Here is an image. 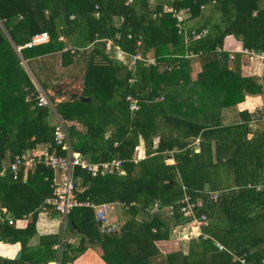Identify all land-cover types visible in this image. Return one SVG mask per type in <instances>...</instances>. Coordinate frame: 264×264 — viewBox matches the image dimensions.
I'll use <instances>...</instances> for the list:
<instances>
[{
  "label": "trees",
  "instance_id": "1",
  "mask_svg": "<svg viewBox=\"0 0 264 264\" xmlns=\"http://www.w3.org/2000/svg\"><path fill=\"white\" fill-rule=\"evenodd\" d=\"M126 1L0 0V169L5 159L10 162L25 150L38 145L54 148L49 122L53 113L36 106V91L19 62L60 52L65 68L81 47L91 45L84 53L88 60L81 75V97L93 95L101 105L92 108L65 98L53 103V112L81 128L67 129L74 151L91 163L120 160L123 174L91 178L76 168L75 196L95 204L135 205L113 234L99 233L90 210L72 209L67 228L77 243L63 245L60 263H69L95 245L105 264H150L151 259H159L155 264H239L234 257L260 264L264 120L256 116L258 111H241L240 124L222 125L220 112L240 104L245 96L264 94V69L259 80L241 75L229 67L237 60L221 50L224 39L233 36L242 49L264 54L261 0H154L153 6L149 0ZM163 6L182 11L180 20L163 13ZM114 18H121V23L114 25ZM41 32L48 34L47 43L15 52L13 47H22ZM105 40L127 57L138 55L141 60L132 67L121 64L113 49L105 51ZM150 59L152 64L146 62ZM126 96L136 100V111H129ZM139 141L144 158L133 163ZM167 159L173 164H165ZM42 177L50 179L51 171L39 165L25 179L22 171L13 175L5 170L0 177V216L14 221L12 226L0 225V243H18L21 250L18 260L0 258V264H47L55 258L50 249L58 239L55 234L39 237L34 247L28 245L35 236L37 213L51 192ZM183 191L201 199L197 213L206 217L185 253L169 239L172 222L143 212L154 202L174 204ZM139 214L144 217L136 220ZM23 216L31 221L16 227ZM174 221H180L177 212ZM8 249L0 246L2 254Z\"/></svg>",
  "mask_w": 264,
  "mask_h": 264
},
{
  "label": "built area",
  "instance_id": "2",
  "mask_svg": "<svg viewBox=\"0 0 264 264\" xmlns=\"http://www.w3.org/2000/svg\"><path fill=\"white\" fill-rule=\"evenodd\" d=\"M130 3V0L127 1ZM165 7V6H164ZM187 11V10H185ZM163 13H171L176 20H180V16L182 11L178 13H174L171 8H163ZM122 19H118V23H120ZM205 31L202 32L204 34ZM199 36H195L198 38ZM48 41V36L46 33L42 32L39 34H35L31 37L30 42L25 44L24 46L29 48L34 45L46 43ZM110 41H106V48L110 47ZM19 48H17L18 51ZM249 59L256 57L261 61H264V54L262 52H253L251 50H244ZM121 64H129V66H133L134 63L140 58L138 56L127 57L123 53L119 52ZM232 56H229L231 59ZM78 86L71 84L68 87V91L70 93H74L79 95L82 90V84L80 81ZM52 96L51 92H44L39 87L36 89L35 94V104L37 107L44 108L47 107L52 110V105L49 102V97ZM125 100L128 102L129 111H136L137 105L136 101L132 99L130 96H127ZM55 117V125L53 127L52 132V141L55 148H59L60 151L64 152V156L56 155L53 150H50V146L48 145H38L33 147L32 149L26 150L20 155L13 156L12 160L6 167H2L0 169V176L3 175L5 170H8L13 175L22 169L26 171L28 169H34L37 165H42L44 168H49L53 171L54 176L51 180L50 184V195L45 198L40 211H49L56 215L59 223L61 225V229L65 223V220L72 209L74 208H87L93 211L94 222L97 225L98 231L100 234H113L118 228H115L114 224H110L108 220V208L106 205H96L89 200L80 201L75 196V186L73 181V171L75 167H79L81 169L86 170L91 177H95L98 175L112 174L114 171H117L120 167V161L112 160L111 162L102 163V164H88L84 158L76 152L71 150L70 140L68 136V127L71 123L60 119L56 114ZM49 149V150H48ZM136 160H134L135 162ZM118 173L122 174V172L118 171ZM212 200H215V196L212 197ZM124 210L135 204L133 202L128 205L120 204ZM203 203L199 198H191L186 192L183 191L181 198L175 202L174 204L162 206L159 202H154L152 205L147 206L143 209V212L150 215H162L161 217H165L168 222H172L179 230L181 235H185L187 232L184 230L187 228L190 231H193L192 234L197 238L200 235V228L205 226L206 217L204 214H198L197 212L202 208ZM178 213L180 217V221L174 222V214ZM23 216L22 218H24ZM21 218V219H22ZM6 224L8 226L14 225V221L8 215L0 216V225ZM67 242L64 240L62 233L59 235V239L57 243L53 245L52 249L56 252L55 261L50 264H61V250L63 245ZM217 248L220 250L221 247L217 245ZM235 259V257L233 258ZM239 264H248L243 259H237ZM256 264V263H250Z\"/></svg>",
  "mask_w": 264,
  "mask_h": 264
},
{
  "label": "crops",
  "instance_id": "3",
  "mask_svg": "<svg viewBox=\"0 0 264 264\" xmlns=\"http://www.w3.org/2000/svg\"><path fill=\"white\" fill-rule=\"evenodd\" d=\"M259 6L260 7L264 6V0H261L259 2ZM61 42L65 43L67 48L70 46L68 44L69 42L66 43L64 39L61 40ZM81 48L79 49L78 52H82V51L87 52L91 47L89 45H85L84 47H81ZM221 50L226 52L227 54H231L232 57L234 58L233 60H237L236 64L229 63V67H235L238 70V72H240L241 75L246 74L247 76H250V77L261 78L262 71L264 69V61H261L256 57L249 59L247 55L241 53L240 51L242 50V48H241V43L239 41V38H236L233 36H227L223 41ZM78 52H76L74 58L72 59V63L65 68L61 67L60 65V52L38 55L30 59L22 60L21 62H19V64L22 70L24 71V73L26 74V76L29 78V81L31 82L33 89H36V86H39L43 91L53 92L54 94L60 95L61 98L65 99V98H68V96H64V93L68 90V87L71 84V81L76 79L77 77H81L84 71V65L87 62V60H85L86 55L78 54ZM29 64H33L32 65L33 67H31ZM45 67L48 70L52 69L53 67V69H55V72L50 71L49 75L45 76L43 75L45 74V72L43 71ZM69 67H71L72 70H66ZM31 78L33 79V81L31 80ZM64 86L66 88H63ZM241 111H245L248 114H253L256 111H258L256 116H260V119L264 120V94L257 95V96H245L243 102H241L240 104L221 110L220 122L222 123V125L240 124L242 120L239 118V112ZM49 122H50V125H53L54 127L55 117L52 116V118L49 119ZM74 127L75 129L80 130V127L78 126L77 123H75ZM250 137H251V134H248L247 138L249 139ZM137 148H138L137 149L138 151L135 153V156L137 157L136 160L138 162L139 160L144 158L143 157L144 146H143L142 141H139ZM53 152L56 154V149H54ZM194 152L195 153L197 152L196 148ZM87 162L91 163L88 160ZM165 164L171 165L173 164V161L171 159H167L165 161ZM33 170L34 169H32L31 171L25 172V175L23 176L24 179L26 175L32 172ZM53 176H54V173L53 171H51L50 179L42 177V180H41L42 184L43 183L46 184V181H47V183H49L48 188L50 189V184H51V180ZM100 204H105L108 208L109 223L111 219L112 221H114L113 223H115V221L117 220V222L119 223V227L121 228L124 222L129 219L130 215L128 214V211L126 209L124 210V208L120 204L118 203H100ZM121 220L123 222H121ZM30 221H31V217L26 216L16 221V227L23 228ZM70 222L71 221L68 220V218H66L63 228L61 229L59 220L54 214L52 213L47 214V213L40 211L39 213H37V219L34 225L35 236L28 243V245L31 247H34L37 244L39 237L41 236L55 234V236L59 238V234L62 233L64 240L67 241L65 243L70 244L71 246H74L77 243V239L75 237H72L71 233H69V229L67 228V226ZM53 245H51L50 247L51 250H53L52 249ZM0 246L9 247V249L5 251L6 254H2L0 252V258H4L8 260H15V257L17 254H19V258H20L21 250H20V246L18 243H15L13 245L0 243ZM101 256H102L101 248L94 245V246L84 249V251L81 254H79L75 259L70 261L68 264H105L102 261ZM237 259H241V258L235 257L234 261L237 262L236 261ZM158 261L159 259L158 260L151 259L150 264H155ZM260 264H264V260H261Z\"/></svg>",
  "mask_w": 264,
  "mask_h": 264
},
{
  "label": "clouds",
  "instance_id": "4",
  "mask_svg": "<svg viewBox=\"0 0 264 264\" xmlns=\"http://www.w3.org/2000/svg\"><path fill=\"white\" fill-rule=\"evenodd\" d=\"M128 1V0H127ZM127 1H126V3H127ZM131 2V1H130ZM127 4H130V3H127ZM203 8L201 7V10H202ZM118 19H120V18H114V21H113V23H114V25H119L120 23H118L117 21H118ZM206 32V31H205ZM42 33V32H41ZM44 33H46V32H44ZM39 34V33H38ZM47 34V33H46ZM47 36H48V34H47ZM32 37V36H31ZM117 37V36H116ZM30 40H31V38L29 39V41L28 42H30ZM48 40H49V38H48ZM58 40H63L62 38H58ZM106 41L107 40H105V41H103L104 42V46H105V51H109L110 49H113L114 51H115V58H117V60L121 63V61L119 60L120 59V54H119V52H121L117 47H115L114 45H113V42L111 41V40H108V41H110V47L109 48H106ZM28 42H26L25 44H27ZM48 42V41H47ZM46 42V43H47ZM24 44V45H25ZM42 44H45V43H42ZM42 44H38V45H42ZM22 46V47H13L14 48V50H15V52L18 54V51L21 49V48H27V47H25V46ZM38 45H34V46H38ZM34 46H31V47H34ZM90 47H91V45H89ZM31 47H29V48H31ZM17 48H19L18 49V51H17ZM245 49H242L240 52L241 53H243V51H244ZM74 50L72 49H70V53H72ZM254 52V51H253ZM122 53V52H121ZM256 53H258V52H256ZM243 54H245V53H243ZM231 54H228V59H229V56H230ZM246 55V54H245ZM87 56V55H86ZM135 56H138V55H135ZM232 56V55H231ZM130 57H134V56H130ZM139 57V56H138ZM140 58V57H139ZM233 58V57H232ZM231 58V59H232ZM140 60H141V58H140ZM148 61L149 60H146V62L148 63ZM149 64V63H148ZM152 64V63H151ZM71 82H75V80H72ZM80 82H81V84H82V78L80 77ZM37 87H39V86H36V89H37ZM40 88V87H39ZM36 89H35V91H36ZM41 89V88H40ZM42 90V89H41ZM82 91V90H81ZM44 92H46V91H44ZM52 93V96L51 97H49V102H50V104L52 105V110H51V112L53 113V116H54V112H53V103H58V102H60V101H62L63 100V98H61L60 97V95H56V94H54L53 92H51ZM64 96H68V98H70V99H72L71 98V96H75L76 98H73V99H77V97H81V93L79 94V95H76V94H74V93H70L68 90L64 93ZM127 97V96H126ZM133 99V98H132ZM162 100V98L161 97H159V101H161ZM136 101V100H135ZM47 108V107H46ZM49 109V108H48ZM137 109H138V107H137ZM69 123H71L70 124V126H75V122H69ZM69 140H70V138H69ZM156 139H153V141H152V145H155L156 144V142H157V140L155 141ZM70 145H71V142H70ZM138 146V145H137ZM137 146L134 148V154H133V158H132V162L133 163H136L137 162V157L135 156V153L138 151L137 149ZM54 148H55V146H54ZM54 148L52 149V150H54ZM57 149H59L58 147H57ZM60 150V149H59ZM71 150L73 151V152H75L72 148H71ZM26 151V150H25ZM62 152V151H61ZM64 153V152H63ZM76 153H79V152H76ZM80 154V153H79ZM57 155V154H56ZM64 155H65V153H64ZM63 155V156H64ZM81 155V154H80ZM60 156V155H59ZM82 156V155H81ZM83 157V156H82ZM143 157H144V155H143ZM13 158V157H12ZM84 158V157H83ZM84 160L87 162V160L84 158ZM113 160H115V159H113ZM134 160H136L135 162H134ZM112 161V160H111ZM111 161H109V162H111ZM118 161H120V160H118ZM8 163H10V162H8ZM8 163L6 164V165H2L1 166V168L2 167H6L7 165H8ZM88 163V162H87ZM105 163H107V162H105ZM88 164H102V163H88ZM39 166H42V165H39ZM43 167V166H42ZM44 168V167H43ZM76 168H79V167H75V169ZM46 169H49V168H46ZM74 169V170H75ZM79 169H81V168H79ZM32 170V169H31ZM30 169H28V170H26V171H23L22 169H20L19 171H22V173H23V176L25 175V172H27V171H31ZM50 170V169H49ZM81 170H84V169H81ZM52 171V170H51ZM86 173H88L86 170H84ZM118 171H122V169H121V166L118 168V170L117 171H114V172H118ZM5 173V172H4ZM3 173V174H4ZM11 173V172H10ZM73 173H74V171H73ZM12 174V173H11ZM89 174V173H88ZM122 174H123V171H122ZM90 175V174H89ZM98 175V174H97ZM96 175V176H97ZM105 175H109V174H105ZM1 176H3V175H1ZM0 176V177H1ZM95 176V177H96ZM99 176H104V175H99ZM93 178V177H92ZM73 181H74V179H73ZM75 186V185H74ZM51 191V190H50ZM51 193V192H50ZM86 200V199H85ZM81 201V200H80ZM90 201V200H89ZM92 202V201H91ZM131 203V202H130ZM95 204V203H94ZM129 204V203H128ZM127 204V205H128ZM97 205V204H96ZM99 205H102V204H99ZM105 205V204H104ZM87 209V208H86ZM88 210H90V209H88ZM127 210H128V208H127ZM91 211V213H92V219H93V221H94V216H93V211L92 210H90ZM53 214V213H52ZM55 215V214H54ZM140 215V214H139ZM56 216V215H55ZM142 215H140V216H138V217H136V220H138V219H140V217H141ZM26 217V216H25ZM142 217H144V216H142ZM118 229H120V227L118 228ZM55 258H56V254H55ZM55 261V259L52 261V262H54ZM51 262V263H52ZM252 263V262H251ZM254 263H256V262H254ZM50 264V263H49ZM248 264H250V263H248ZM257 264V263H256Z\"/></svg>",
  "mask_w": 264,
  "mask_h": 264
},
{
  "label": "rangeland",
  "instance_id": "5",
  "mask_svg": "<svg viewBox=\"0 0 264 264\" xmlns=\"http://www.w3.org/2000/svg\"><path fill=\"white\" fill-rule=\"evenodd\" d=\"M148 3H149V5H151V6H153L154 5V0H149L148 1ZM168 7V6H167ZM163 8H166V6L164 7L163 6ZM72 17H70V19H71ZM113 21H114V19H113ZM64 41H66V43L68 42L66 39H64ZM71 50H72V48H70ZM86 51H82V52H78V54H84ZM153 62V59H150L149 61H148V63L149 64H151ZM31 67H33L32 65L33 64H29ZM43 69V68H42ZM198 69V67L195 69V70H193V74H194V72L196 71ZM66 70H72V68L71 67H69V68H67ZM44 72H45V74H43V75H45V76H47V75H49V72L51 71V72H55V69H53V67H52V69H47L46 67L44 68V70H43ZM194 77V75H192V78ZM256 78V77H255ZM258 80L260 79V78H257ZM31 80L33 81V79L31 78ZM44 80H45V78H44ZM75 80V82L73 83V84H75V86H78L79 85V82L78 83H76L77 81H80V77H77L76 79H74ZM63 88H66L65 86L63 87ZM81 129V128H80ZM156 141V140H155ZM3 164L4 165H6L7 164V159H5L4 161H3ZM114 221H112V219H111V221H110V224L112 225V224H114L115 225V228H118L119 227V223L117 222V220L115 221V223H113ZM121 222H123L122 220H121ZM175 222V221H174ZM170 233H169V239L170 240H172V241H174V242H176L177 243V246L182 250V252L183 253H185L186 252V248H187V246H186V244H187V242L189 241V240H193V239H195L196 237H195V235L194 234H192L193 233V231H190L189 229H185L184 231L185 232H187L185 235H181V233L179 232V230L177 229V228H175V226H172V227H170ZM59 234V233H58ZM60 235V234H59ZM59 239V238H58ZM161 255L159 256V258L161 259V262H162V258H163V253H160ZM65 264H68V263H65Z\"/></svg>",
  "mask_w": 264,
  "mask_h": 264
},
{
  "label": "water",
  "instance_id": "6",
  "mask_svg": "<svg viewBox=\"0 0 264 264\" xmlns=\"http://www.w3.org/2000/svg\"><path fill=\"white\" fill-rule=\"evenodd\" d=\"M85 60H88V56H85ZM71 98H76L75 96H71ZM77 100H79L80 102H84V103H90V106L92 108H98L101 105V102L95 98V96H90V97H77ZM208 190V184H204L203 185V191L207 192ZM19 258V254L16 255L15 260H18Z\"/></svg>",
  "mask_w": 264,
  "mask_h": 264
},
{
  "label": "bare ground",
  "instance_id": "7",
  "mask_svg": "<svg viewBox=\"0 0 264 264\" xmlns=\"http://www.w3.org/2000/svg\"><path fill=\"white\" fill-rule=\"evenodd\" d=\"M237 261V260H236Z\"/></svg>",
  "mask_w": 264,
  "mask_h": 264
}]
</instances>
